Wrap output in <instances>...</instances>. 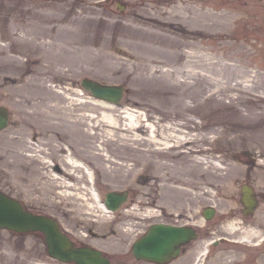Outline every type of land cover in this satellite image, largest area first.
I'll list each match as a JSON object with an SVG mask.
<instances>
[{
  "label": "rangeland",
  "instance_id": "rangeland-1",
  "mask_svg": "<svg viewBox=\"0 0 264 264\" xmlns=\"http://www.w3.org/2000/svg\"><path fill=\"white\" fill-rule=\"evenodd\" d=\"M175 1L0 0V105L11 116L9 127L0 131V190L26 208L56 218L77 244L103 250L112 264H157L137 260L131 250L153 222L198 227V237L165 264H264V140L257 138L264 131V0H182L225 16V28L211 27L206 33H194L188 21L169 12ZM157 7H165L157 12L159 19L139 16ZM148 25L160 31L161 40L138 42L158 49L168 63L157 64L163 73L156 74L133 73L127 63L124 73L120 62L138 51L131 52L124 41ZM83 31L94 35L90 63L77 43ZM191 52L203 57H191ZM214 60L218 62L211 65ZM84 78L123 85L125 93L119 104H112L114 112L141 114L143 125H150L143 136L170 127L187 138L186 144L158 153L147 142L126 152L121 140L104 136L91 141L83 131L66 134L55 121L48 123L40 82L79 98L73 102L77 116L110 112L84 104L90 93L81 84ZM47 133L57 138L49 143ZM57 147L64 149L59 152ZM201 148L208 151L205 162L192 166L190 159ZM96 152L103 159L88 156ZM67 153L85 162L94 178L89 180L84 171L78 178L65 174L62 159ZM57 165L62 172L55 170ZM120 166L135 174L115 169ZM61 179L77 185L61 186ZM243 184L259 194L258 207L249 217L241 199ZM113 190L129 191L120 209L89 212L88 198L97 205L96 196L103 201ZM208 206L216 209L211 220L203 215ZM0 264L76 263L51 257L41 232L4 228Z\"/></svg>",
  "mask_w": 264,
  "mask_h": 264
},
{
  "label": "bare ground",
  "instance_id": "bare-ground-1",
  "mask_svg": "<svg viewBox=\"0 0 264 264\" xmlns=\"http://www.w3.org/2000/svg\"><path fill=\"white\" fill-rule=\"evenodd\" d=\"M157 8H158L157 11L154 10L151 14H147L146 17L142 15L141 13L139 14V16L144 19L151 20V21L157 20L159 19V17H157L158 15L157 12L161 14V12L165 9V7H157ZM169 12H172L174 17L177 19H180V20L185 19L186 21H188L189 24L192 26L194 33H197V32L206 33L208 29H210L211 27L215 28L218 26H221L220 29H223L227 25L226 18L224 15L222 14L215 15L212 12L203 10L201 6L199 5H193L192 2L189 3V2H184L182 0L175 1L174 4L171 6V10ZM29 33H30V30L28 31V34ZM129 35H131L129 36V38L132 39L133 42L130 41L129 39L128 41H124L125 45L128 47V49L131 52L132 50L135 51L136 49L138 51L136 50L137 52L135 54L132 52L133 55L131 56L132 58L131 60L127 62L126 61L120 62L119 67L123 68L124 70L123 72L126 73L128 65L131 64L133 68L132 69L133 73L138 70L146 71L147 73H151V74H154V73L156 74L158 72L163 73V69L159 67L157 64L168 63V60L163 58L162 53L158 49H152V46L144 44V43L141 44L138 42V41L159 42V40H161V38H159L160 31L153 29L151 26L148 25V28L143 29V30H136L133 33H130ZM93 38H94L93 34L83 31L81 32V35L79 37V42H77L81 44L80 47L82 48V51L84 52V55H85L84 57H87L85 58L86 60H88L86 61V63L87 62L90 63L91 61L94 60V55L93 56L87 55L90 52V49H91L90 43ZM119 38L123 40L122 36H120ZM133 48H136V49H133ZM216 48L219 49L218 46H216ZM153 50H156V51H153ZM64 51L68 52L70 50L68 48L65 49L64 47ZM101 52H103L102 48H101ZM189 54L191 57H198V58L203 57L202 55L196 52H191ZM104 55L106 58L107 56L108 58H111L108 53L107 55L104 53H100L99 57H103ZM215 62H218V60L211 61L210 64L216 65ZM233 65L234 64L232 63H227L228 67H233ZM61 73H63V71ZM38 89L40 92H43L45 94V97L42 103L45 108V114L50 119V122L48 123L51 124V123H54L53 121H55L56 122L55 125H59L66 134H69L70 132L73 133L74 130H77V131H83V133L91 141H92V138H99V137H104V136L108 137L110 141L111 140H121L120 142L121 144H123L122 148L126 152L127 150L137 149L138 145L140 146V145H144L147 142H151V144L153 143L156 146L157 150H155V152L163 153V152H168L169 149H171L173 146H177L178 143L186 144L187 142L186 140L187 138H185L182 135H179L178 133H175L176 130L175 129L173 130V128H170V127H166V129L162 130L158 134H154L155 132L152 133V131L149 130L147 136H143L142 133L148 130V126L150 127V125L148 124L143 125L142 120L144 119L141 117V114L140 115L136 114V112H126L125 114L115 113L112 103L107 102L104 99H98L86 93L88 95L87 98L89 102L85 100L84 104L87 102V103L94 104L95 107L102 106L104 108H109L110 112H105L101 114L100 117L99 115L97 116L94 115L95 116L94 117L90 113L82 114V115L79 114L77 116L74 112L75 107H73V102L75 101V99L79 100V98L77 97L73 98L69 94H67L65 91L58 90L54 88L53 86L47 84L46 82H40ZM79 94H82L83 97L86 96L84 91H81ZM55 98H56V103H55ZM140 117H141V125H138L139 123L138 119H140ZM142 125H143L142 128L139 127ZM84 126L86 127L84 128ZM105 127L108 128L109 130L104 131L103 128ZM96 128H98V130H96ZM48 129L52 131V127L50 125L48 126ZM93 129H95L96 132L92 131ZM122 129L129 130V132H133V133H131L130 135L117 134V132L122 131ZM53 130H56V129H53ZM262 132L263 134H260L259 137L257 138L264 140V131ZM47 135L49 136L47 138V142L49 143H51L52 141L55 140V138H57L56 134L54 133H47ZM157 136H161V138L163 137V139H159ZM129 140L132 141L131 144L129 143ZM166 140H173L174 144L170 142L167 143ZM162 144H166V145L164 147H161ZM24 145H27L25 141H24ZM57 148L59 149V152H61L64 149V147L62 148L57 147ZM144 150L145 152H148L147 150H149V148H145ZM38 151H40V149ZM207 152L208 151H206V149L201 148L200 151L194 156L195 159L194 158L190 159V161H192V166L194 165L195 167H200L202 163L205 162L204 155ZM88 156L93 157V158H98V157L102 158V155L97 152L93 154H88ZM76 157L77 156H75L74 153H71V154L67 153L66 155L63 156V159H62L63 164L66 166V169H64L65 174L68 175V173L66 172H69V176H73L74 178L75 173L78 174L79 172L84 171L85 173L84 175L88 176L89 180L93 179V170H91V168L87 164H85V162L81 161L80 159H77ZM30 162L31 164L38 163V161H33V160H31ZM119 168H122V167L121 166L115 167V169H119ZM122 169L127 174L128 173L133 174L132 172H134L133 170H129V169L125 170L124 168ZM78 176L80 177L81 175L79 174L76 175L77 178ZM59 178L57 180H59ZM58 184L61 186L68 187V188L69 187L71 188L73 185L74 187L77 185V183L72 184V183H69L68 181H65V179L64 180L61 179L58 182ZM199 189L202 192L208 191L207 188L204 186H200ZM73 193H74L73 191L72 193L70 192L69 197L74 196ZM195 193H197V191H195ZM65 194L68 195V191ZM96 198L100 204L95 205L94 204L95 201L93 200L92 196L91 198L87 199V202H85L86 208L89 210V212H94L96 208H101V210L107 212L108 209L105 206V204H103L102 201H100V197L96 196ZM255 234L256 232L251 233L248 236H250L251 238L253 236H256Z\"/></svg>",
  "mask_w": 264,
  "mask_h": 264
},
{
  "label": "water",
  "instance_id": "water-1",
  "mask_svg": "<svg viewBox=\"0 0 264 264\" xmlns=\"http://www.w3.org/2000/svg\"><path fill=\"white\" fill-rule=\"evenodd\" d=\"M82 85L92 92L93 96L113 102H120L124 87L101 84L88 78ZM9 113L0 106V130L7 127ZM127 200V193L110 192L107 194L108 208L116 210ZM243 202L254 209L256 200L251 189L243 187ZM214 209L206 211V217L211 218ZM0 228L17 232L42 231L45 234L49 254L64 262L75 261L78 264H110V259L103 256L98 249L81 246L76 247L70 237L65 234L57 220L47 215L35 214L24 208L23 204L0 191ZM197 236L191 227L155 224L148 233L136 241L133 252L138 259H146L157 263H166L180 253L182 244Z\"/></svg>",
  "mask_w": 264,
  "mask_h": 264
},
{
  "label": "flooded vegetation",
  "instance_id": "flooded-vegetation-1",
  "mask_svg": "<svg viewBox=\"0 0 264 264\" xmlns=\"http://www.w3.org/2000/svg\"><path fill=\"white\" fill-rule=\"evenodd\" d=\"M55 170H57V171H59V172H62L63 170H62V168L59 166V165H57V166H55ZM256 197L257 198H259V194L258 193H256ZM259 201V200H258ZM244 214H245V216L246 217H249V215H250V213H246V211H245V208H244ZM146 222V221H145ZM151 224V223H150ZM196 227V226H195ZM196 229L198 230V227H196ZM146 231V230H145ZM77 244V243H76ZM78 245H80V244H78Z\"/></svg>",
  "mask_w": 264,
  "mask_h": 264
}]
</instances>
